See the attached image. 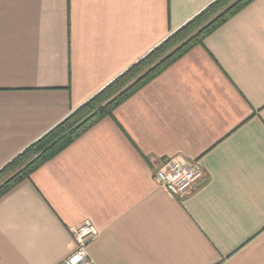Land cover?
<instances>
[{
    "label": "crops",
    "instance_id": "0c3cea01",
    "mask_svg": "<svg viewBox=\"0 0 264 264\" xmlns=\"http://www.w3.org/2000/svg\"><path fill=\"white\" fill-rule=\"evenodd\" d=\"M215 0H0V169ZM197 160L185 200L161 159ZM264 264V0L0 197V264Z\"/></svg>",
    "mask_w": 264,
    "mask_h": 264
},
{
    "label": "trees",
    "instance_id": "16d2710c",
    "mask_svg": "<svg viewBox=\"0 0 264 264\" xmlns=\"http://www.w3.org/2000/svg\"><path fill=\"white\" fill-rule=\"evenodd\" d=\"M253 0H215L0 169V197L71 146Z\"/></svg>",
    "mask_w": 264,
    "mask_h": 264
},
{
    "label": "built area",
    "instance_id": "2783aa9c",
    "mask_svg": "<svg viewBox=\"0 0 264 264\" xmlns=\"http://www.w3.org/2000/svg\"><path fill=\"white\" fill-rule=\"evenodd\" d=\"M153 178L158 186L183 201L196 191L205 172L197 160L175 156L159 160L153 167ZM72 235L76 250L59 264H94L88 257L87 247L98 235L96 228L86 221L74 228Z\"/></svg>",
    "mask_w": 264,
    "mask_h": 264
}]
</instances>
